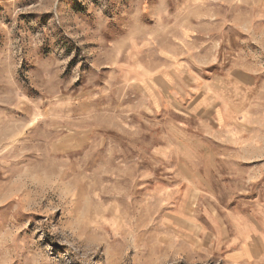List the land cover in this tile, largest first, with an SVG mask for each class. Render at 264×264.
Returning <instances> with one entry per match:
<instances>
[{
  "label": "clouds",
  "instance_id": "clouds-1",
  "mask_svg": "<svg viewBox=\"0 0 264 264\" xmlns=\"http://www.w3.org/2000/svg\"><path fill=\"white\" fill-rule=\"evenodd\" d=\"M0 264H264V0H0Z\"/></svg>",
  "mask_w": 264,
  "mask_h": 264
}]
</instances>
